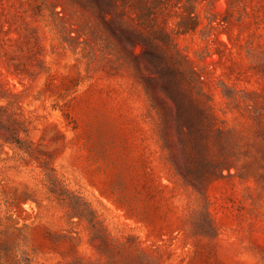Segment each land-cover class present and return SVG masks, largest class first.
<instances>
[{"label": "rangeland", "instance_id": "1", "mask_svg": "<svg viewBox=\"0 0 264 264\" xmlns=\"http://www.w3.org/2000/svg\"><path fill=\"white\" fill-rule=\"evenodd\" d=\"M0 264H264V0H0Z\"/></svg>", "mask_w": 264, "mask_h": 264}]
</instances>
